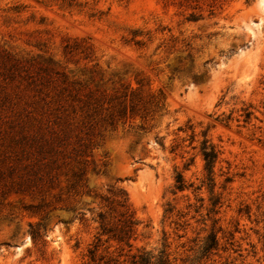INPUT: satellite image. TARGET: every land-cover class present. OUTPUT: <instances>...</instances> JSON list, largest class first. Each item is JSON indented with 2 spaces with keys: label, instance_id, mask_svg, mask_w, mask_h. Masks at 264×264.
Segmentation results:
<instances>
[{
  "label": "rangeland",
  "instance_id": "1",
  "mask_svg": "<svg viewBox=\"0 0 264 264\" xmlns=\"http://www.w3.org/2000/svg\"><path fill=\"white\" fill-rule=\"evenodd\" d=\"M161 250L264 264V0H0V264Z\"/></svg>",
  "mask_w": 264,
  "mask_h": 264
},
{
  "label": "trees",
  "instance_id": "2",
  "mask_svg": "<svg viewBox=\"0 0 264 264\" xmlns=\"http://www.w3.org/2000/svg\"><path fill=\"white\" fill-rule=\"evenodd\" d=\"M250 115H251V111L248 110L247 108H244L243 114H242L243 121L246 122L250 118ZM199 148H200V153H201V156L204 162L203 163V170L205 173L204 183L206 187L208 188L209 193H211L213 186H214L213 168L218 158L219 151L207 139H203L201 141ZM188 164L189 163H187V165ZM188 186H191V184L186 185L182 177V174L178 172L176 174L173 190L181 191L187 188ZM196 188L198 189V187ZM209 199L211 201H210V207H209L208 212H212V213L217 212L216 205L218 203V197L211 196ZM213 222H215V219H213ZM133 224H134V220L132 218V215L128 214L123 220V223L119 231L116 233L115 238L119 241H124L126 244H128L130 235L132 233ZM217 244H218V240L216 237V233L212 227V229L209 231V233L207 234V236L205 237V239L203 240L200 246L201 256H204L208 254L211 250L215 249ZM88 252H89V255L93 256L94 249H89ZM131 258L132 260L130 264H168V256L163 250L159 251L158 254L156 255L151 254L148 251H140L138 254H133Z\"/></svg>",
  "mask_w": 264,
  "mask_h": 264
}]
</instances>
